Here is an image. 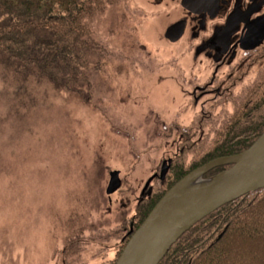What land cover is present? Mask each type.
<instances>
[{
	"label": "rangeland",
	"instance_id": "rangeland-1",
	"mask_svg": "<svg viewBox=\"0 0 264 264\" xmlns=\"http://www.w3.org/2000/svg\"><path fill=\"white\" fill-rule=\"evenodd\" d=\"M183 14L178 0H103L88 19L103 50L88 61L90 89L77 86L87 103L45 80H30L36 100L0 82V264H114L146 181L185 137L209 142L260 87L264 58L225 96L194 103L193 79L210 75L205 53L217 47L210 29L193 34L203 24L166 39ZM115 170L120 186L106 194Z\"/></svg>",
	"mask_w": 264,
	"mask_h": 264
},
{
	"label": "trees",
	"instance_id": "trees-1",
	"mask_svg": "<svg viewBox=\"0 0 264 264\" xmlns=\"http://www.w3.org/2000/svg\"><path fill=\"white\" fill-rule=\"evenodd\" d=\"M102 6L103 0H0L2 87L12 85L24 91L23 99L36 100V95L28 92L30 80H45L54 90L75 92L86 102L83 90L77 86L87 84L90 89L88 61L103 50L88 19ZM263 78L262 74L260 87L255 85L247 91L243 102L209 142L191 143L185 137L164 179L156 178L148 186L147 195L137 202L130 225L133 230L185 174L214 158L244 151L261 135ZM190 151L193 154L188 161ZM229 167L212 168L203 177ZM126 235L120 247L129 231ZM158 264H264V187L223 204L193 224Z\"/></svg>",
	"mask_w": 264,
	"mask_h": 264
},
{
	"label": "water",
	"instance_id": "water-1",
	"mask_svg": "<svg viewBox=\"0 0 264 264\" xmlns=\"http://www.w3.org/2000/svg\"><path fill=\"white\" fill-rule=\"evenodd\" d=\"M198 0H181L192 12ZM216 5V0H214ZM264 3V0H262ZM184 22L169 25L164 37L173 42L183 33ZM170 160H168L169 164ZM163 162L160 179L169 165ZM229 168L208 178H202L212 168ZM153 176L145 183L148 187ZM118 171H110L106 194L120 186ZM264 187V131L244 151L214 158L177 180L155 203L142 223L131 233L114 264H158L170 246L193 224L222 206L248 192Z\"/></svg>",
	"mask_w": 264,
	"mask_h": 264
},
{
	"label": "flooded vegetation",
	"instance_id": "flooded-vegetation-1",
	"mask_svg": "<svg viewBox=\"0 0 264 264\" xmlns=\"http://www.w3.org/2000/svg\"><path fill=\"white\" fill-rule=\"evenodd\" d=\"M178 3L181 5V0ZM195 6L202 10L195 13L182 6L184 14L175 21L184 22L183 34L186 28L190 30L203 24V29L197 31L194 28L193 34L198 37L202 31L210 29L208 42L217 47L215 53L204 52L213 66L210 75L207 77L201 73L193 79L192 88L199 96L196 98L193 94L194 103H197L202 95L225 96L242 79V75L247 74L243 69L263 60L264 51L260 48L264 45V3L262 0H216L215 5L214 0H198ZM205 20H210V24H205ZM224 67L227 71L220 74ZM210 99L206 101L215 102Z\"/></svg>",
	"mask_w": 264,
	"mask_h": 264
}]
</instances>
